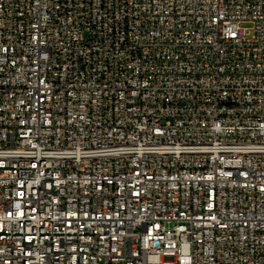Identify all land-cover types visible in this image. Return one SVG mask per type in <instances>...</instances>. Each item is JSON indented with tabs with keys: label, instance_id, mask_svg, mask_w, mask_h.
<instances>
[{
	"label": "built area",
	"instance_id": "obj_1",
	"mask_svg": "<svg viewBox=\"0 0 264 264\" xmlns=\"http://www.w3.org/2000/svg\"><path fill=\"white\" fill-rule=\"evenodd\" d=\"M0 264H264V0H0Z\"/></svg>",
	"mask_w": 264,
	"mask_h": 264
}]
</instances>
